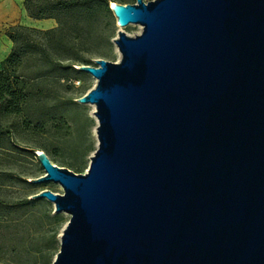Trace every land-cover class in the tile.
Listing matches in <instances>:
<instances>
[{"label":"water","instance_id":"obj_1","mask_svg":"<svg viewBox=\"0 0 264 264\" xmlns=\"http://www.w3.org/2000/svg\"><path fill=\"white\" fill-rule=\"evenodd\" d=\"M119 62L96 85L97 150L32 197L70 220L53 264H264V0L111 4ZM142 27L129 36L123 28Z\"/></svg>","mask_w":264,"mask_h":264},{"label":"rangeland","instance_id":"obj_2","mask_svg":"<svg viewBox=\"0 0 264 264\" xmlns=\"http://www.w3.org/2000/svg\"><path fill=\"white\" fill-rule=\"evenodd\" d=\"M150 1L153 0H145V2ZM82 26L86 30V34L82 38L90 36L89 44L86 46V49L89 50L83 52L82 55L92 59V66H97L96 61L102 59V56H105L104 59L110 62L120 61L121 54L115 44L120 28L113 13L110 18L98 16L91 19L90 25L83 24ZM10 28L4 29V35L8 36ZM123 31L134 37L141 34L142 27L132 24L123 28ZM75 37L76 34H69L67 39L77 43L79 39H75ZM33 38L40 45L48 44V39L42 35H34ZM4 45L0 44V47L6 48L7 44L4 43ZM11 45L13 47V44ZM52 55L56 61H60V58L63 60V57H59L54 51H52ZM42 57V53L31 54L28 52L24 66L20 71L28 80L29 103L24 113L21 116L5 119L0 112V122L3 127L11 132L12 139L19 148L27 150L16 169L29 180L43 176L45 171L33 151L38 150L46 152L55 165L68 168L77 174H85L89 169L91 156L97 150L96 128L98 122L93 114V107L81 104L79 99L95 87L96 79L87 73L82 74L79 78L64 67L55 71L49 70L48 65L42 61ZM63 65H68V62L64 60ZM7 186L4 194L6 199L11 202L30 193L23 182H8ZM45 189L63 194L62 187L56 183L41 185L33 193L38 194ZM45 201L48 202L46 203L48 214L51 217L58 215L54 204L48 200ZM16 215L20 214L13 212L12 217ZM59 215H62L66 222L64 229L70 216L65 213ZM43 216L37 226L30 225L29 229H23L22 235L30 240L16 243L15 251L6 246L5 253L0 254L1 264L31 262L29 256L24 252L33 246L34 239L44 235L50 236L56 228L47 215ZM25 230L27 231L25 232ZM58 239L60 241V236Z\"/></svg>","mask_w":264,"mask_h":264},{"label":"trees","instance_id":"obj_3","mask_svg":"<svg viewBox=\"0 0 264 264\" xmlns=\"http://www.w3.org/2000/svg\"><path fill=\"white\" fill-rule=\"evenodd\" d=\"M112 2L133 5L137 0L25 1V9L30 18L37 20L54 19L57 22V27L47 31L22 25L10 28L7 35L13 44L12 51L0 63V112L5 119L21 116L29 103L28 80L20 73L28 52L31 54L42 53V61L48 65L49 70L55 71L64 67L79 78L84 73L76 69L77 66H92V59L82 55L83 52L89 50L86 49V46L90 41V36H88L89 39L82 38L86 34L82 25H90L91 19L98 16L110 18L113 13L111 10ZM69 34H76L75 39H79V41L75 43L74 40L67 39ZM34 35L46 37L48 44L36 43L33 38ZM52 51L56 52L59 57H63V60L61 58L60 61L53 59ZM101 58L104 59L105 56ZM64 60L68 62V65H63ZM17 145L12 139L11 132L6 130L0 122V254L5 253L6 246L15 251L16 243L30 240L22 235L23 229H29L30 225L32 227L37 226L42 216L47 215L50 221L56 225L53 234L34 239L33 246L24 253L29 256V261H31L27 264H53L55 256L60 250L58 238L66 222L62 215L58 214L51 217L48 214L46 210V203L48 202L32 199L36 195L33 191L41 185L32 184L30 182L32 179L24 178L21 171L16 169L23 154L27 152ZM8 182H23L26 184V188L30 190L29 195L23 198L18 197L12 202L9 201L4 194ZM13 212L20 215L12 217Z\"/></svg>","mask_w":264,"mask_h":264},{"label":"crops","instance_id":"obj_4","mask_svg":"<svg viewBox=\"0 0 264 264\" xmlns=\"http://www.w3.org/2000/svg\"><path fill=\"white\" fill-rule=\"evenodd\" d=\"M26 0H0V44H7L6 48L0 47V62H3L11 53L12 42L4 35V29L17 25L38 30H51L57 26L54 19L37 20L30 18L25 9ZM5 46V45H4Z\"/></svg>","mask_w":264,"mask_h":264},{"label":"bare ground","instance_id":"obj_5","mask_svg":"<svg viewBox=\"0 0 264 264\" xmlns=\"http://www.w3.org/2000/svg\"><path fill=\"white\" fill-rule=\"evenodd\" d=\"M88 105H90L91 107H93V114H94V112H95V110H96V108H95V106L94 105H91V104H88Z\"/></svg>","mask_w":264,"mask_h":264}]
</instances>
